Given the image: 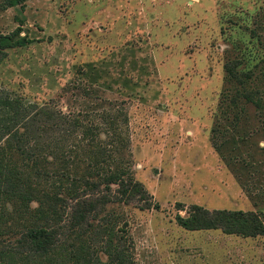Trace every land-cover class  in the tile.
<instances>
[{
    "label": "rangeland",
    "instance_id": "rangeland-1",
    "mask_svg": "<svg viewBox=\"0 0 264 264\" xmlns=\"http://www.w3.org/2000/svg\"><path fill=\"white\" fill-rule=\"evenodd\" d=\"M0 50L1 99L71 113L79 160L92 125L129 160L147 200L106 211L133 264H264V234L177 222L197 204L264 223V0H0Z\"/></svg>",
    "mask_w": 264,
    "mask_h": 264
},
{
    "label": "trees",
    "instance_id": "trees-1",
    "mask_svg": "<svg viewBox=\"0 0 264 264\" xmlns=\"http://www.w3.org/2000/svg\"><path fill=\"white\" fill-rule=\"evenodd\" d=\"M4 58L0 50V63ZM227 71L232 77V69ZM79 127L83 125L71 113L40 109L27 115L16 101L0 98V264H89L91 255L110 261L98 264H133L118 215L112 217L106 209L137 199L146 202L147 192L134 180L129 160L113 155L116 140L101 139L98 126H84L91 157L79 160L74 145ZM83 164L86 173L78 174ZM90 194L93 198L87 200ZM177 222L190 231L264 234V223L253 211L196 204L187 216L177 215Z\"/></svg>",
    "mask_w": 264,
    "mask_h": 264
}]
</instances>
